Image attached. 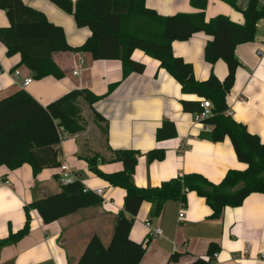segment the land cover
I'll use <instances>...</instances> for the list:
<instances>
[{
  "label": "crops",
  "instance_id": "crops-1",
  "mask_svg": "<svg viewBox=\"0 0 264 264\" xmlns=\"http://www.w3.org/2000/svg\"><path fill=\"white\" fill-rule=\"evenodd\" d=\"M248 1L237 2L238 8H234L222 0H208L206 20L224 15L232 22L242 24L241 10L246 8ZM23 2L43 12L53 24L61 26L70 46L80 47L91 36L88 28H78L72 15L49 0ZM260 2L264 4V0ZM145 5L161 16L199 11L192 6L191 0H145ZM8 26V17L0 10V28ZM257 27L256 40L239 45L235 50L241 66L227 96V104L229 115L264 143V20ZM210 40L211 36L197 33L188 41L172 44L173 54L193 66L198 81L207 80L212 74L224 80L228 73L224 61L214 64L205 61L204 49ZM53 59L63 71L64 78L36 80L26 66H18L20 56L8 57L6 47L0 42V100L26 90L46 106L76 89L104 95L117 84L108 97L94 105V109L108 121L107 134L95 123L92 110L86 105L88 109L86 114L83 113L86 129L68 135L73 138V154L65 155L63 144L67 138L59 145L60 154L64 156V160L60 159L61 164L69 165L68 159L72 156L77 159L78 164L71 167L72 171L78 174L86 188L94 192L103 190L106 201L100 207L81 210L50 224L44 223L37 211H31L30 233L16 245L1 251L0 264H76L92 235L98 234L103 241H110L115 217L124 206L126 191L98 178L86 162L87 158L96 155L108 160L109 147L140 152L134 176L139 188L157 187L179 175L191 173H199L218 184L229 170L247 168L238 161L229 138L221 143L200 138L204 126L195 124V115L183 110L182 101L202 102V99L183 94L179 82L145 52L136 50L132 56L134 61L145 66L144 73H133L125 80L123 64L119 60H94L85 52H58L53 54ZM16 70L21 74L18 79L14 77ZM74 71L78 74L74 75ZM26 78H31L32 83L23 88L21 83ZM165 122L175 125L177 138L158 141L157 130ZM184 142L188 148L181 150ZM157 148L166 151V158L150 163L148 152ZM98 163L99 168L107 173L123 168L121 162L102 163L99 159ZM56 176H59V168L45 170L34 178L29 165L13 171L0 167V239L23 228L25 206L60 191ZM184 207V217L180 218L183 204L168 201L155 218L153 205L142 204L130 233L133 241L149 240L140 264H191L197 259H207L212 244L218 246L216 259L211 257L214 264H264V194H251L242 206L226 208L218 220L210 219V207L196 193L188 194ZM146 221H150L152 228H160L162 236L151 237ZM248 244L250 249L244 254ZM175 253L180 255L178 261L169 262Z\"/></svg>",
  "mask_w": 264,
  "mask_h": 264
},
{
  "label": "trees",
  "instance_id": "trees-1",
  "mask_svg": "<svg viewBox=\"0 0 264 264\" xmlns=\"http://www.w3.org/2000/svg\"><path fill=\"white\" fill-rule=\"evenodd\" d=\"M63 12L72 15L78 28H88L91 36L80 47H72L66 39L64 29L48 20L46 15L23 2V0H0L9 20V26L0 28V42L6 47L8 57L20 56L18 66H26L36 80L52 77L64 78V73L55 63L53 54L58 52L90 53L94 60H119L123 64V80L131 74H143L145 66L132 59L136 50H141L159 61L181 85L182 93L209 100L212 116L202 121L212 127L213 141L221 143L229 138L239 162L247 165L245 170L231 169L223 180L215 184L199 173L183 174L163 182L157 187L139 188L134 176L140 152L136 150H114L108 148L110 158L101 155L87 158L89 170L110 186L126 191L124 206L115 217L112 236L104 242L98 235L90 238L76 264H140L149 240L133 241L130 237L141 206L153 205V216L159 217L168 201L187 204L189 193L204 198L212 214L218 220L226 208L242 206L251 194H264V143L251 134L246 126L236 122L228 114L227 96L234 87L236 72L241 66L236 57L237 46L254 42L258 35V23L264 20V4L260 0H249L241 10L244 22L238 24L219 15L206 20L208 0H191L197 13L161 16L145 5V0H49ZM238 8L236 0H222ZM197 33L212 37L204 49L206 62L214 64L224 61L227 76L220 80L212 74L207 80L198 81L193 66L173 54V42H185ZM1 71V67H0ZM112 85L104 95H96L87 89H76L43 106L26 90H19L0 100V167L13 171L24 165L32 168L34 178L45 170L61 166L59 145L60 131L68 135L86 129L83 103L92 110L95 123L107 134L108 121L94 105L108 97ZM183 110L193 115L201 114V102L182 101ZM158 141L177 138L175 125L165 122L157 130ZM148 161H163L164 149L148 152ZM102 163L121 162L122 170L107 173L99 168ZM59 179V176H56ZM102 197L87 189L82 180L61 186L60 191L36 199L24 211L26 223L17 232L0 239V253L16 245L31 230V211H37L44 223L50 224L81 210L100 207ZM218 251L212 244L207 259H197L191 264H214L211 257ZM180 255L173 254L169 262L178 261Z\"/></svg>",
  "mask_w": 264,
  "mask_h": 264
},
{
  "label": "built area",
  "instance_id": "built-area-1",
  "mask_svg": "<svg viewBox=\"0 0 264 264\" xmlns=\"http://www.w3.org/2000/svg\"><path fill=\"white\" fill-rule=\"evenodd\" d=\"M236 1L238 3H241L243 0H236ZM77 74H78V72L74 71V75H77ZM20 75L21 74H20L19 70L14 71V77L16 79H18L20 77ZM31 83H32V79L31 78H26L21 83V87L25 88ZM201 108L203 109V112L201 114L195 115L194 122L197 125L204 126V130H208V131L210 130L211 131L212 127L209 126V125L203 124L202 121L205 120L206 118H209L210 116H212L213 105H212V103L209 100H203L201 102ZM67 136H68V134H66L62 130L60 131V140H61V142L64 141L67 138ZM187 148H188V146L186 145L185 142L180 147L181 150H186ZM80 180H81V178L78 176V174L73 172L71 167L67 163L61 164V166L59 168V183H60L61 186L71 185V184H73V183H75L77 181H80ZM95 193L98 196L102 197L103 201H106V196H105L103 190H97ZM184 206H185V204H183V210H182V212L179 215L180 218L184 217V209H185ZM145 225L150 229L151 237L158 238V237L162 236V230L160 228H158V227L152 228L150 221H146ZM249 249H250V245L248 244L246 249H244L243 253L247 254ZM216 257H217V254H214L213 258L216 259Z\"/></svg>",
  "mask_w": 264,
  "mask_h": 264
},
{
  "label": "rangeland",
  "instance_id": "rangeland-1",
  "mask_svg": "<svg viewBox=\"0 0 264 264\" xmlns=\"http://www.w3.org/2000/svg\"><path fill=\"white\" fill-rule=\"evenodd\" d=\"M83 108H84V109H83V113L85 112V114H86V109H88V108H87L86 105H84ZM72 143H73V138L70 137V136H67V139H66V141H64V144H63V145H64V151H65V155H66V156H70V155L73 154ZM60 159H61V160H64V156H63L62 154H60ZM68 163H69L70 167L74 168V166H77V164H78V160L75 159V158L72 156V158H69V159H68ZM85 174H86V173H85ZM84 180H86V177H84ZM52 192H53V191H52ZM55 192H56V191H54L53 193H55ZM104 242L107 243V241H104Z\"/></svg>",
  "mask_w": 264,
  "mask_h": 264
},
{
  "label": "water",
  "instance_id": "water-1",
  "mask_svg": "<svg viewBox=\"0 0 264 264\" xmlns=\"http://www.w3.org/2000/svg\"><path fill=\"white\" fill-rule=\"evenodd\" d=\"M200 138L207 140V141H213L214 133L213 131H208V130L201 131Z\"/></svg>",
  "mask_w": 264,
  "mask_h": 264
}]
</instances>
